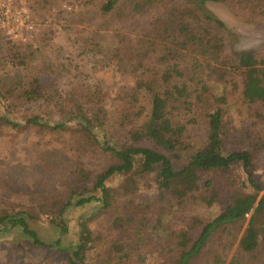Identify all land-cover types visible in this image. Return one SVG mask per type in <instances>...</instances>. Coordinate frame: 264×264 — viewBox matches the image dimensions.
Masks as SVG:
<instances>
[{"label":"rangeland","instance_id":"374dc122","mask_svg":"<svg viewBox=\"0 0 264 264\" xmlns=\"http://www.w3.org/2000/svg\"><path fill=\"white\" fill-rule=\"evenodd\" d=\"M104 1L18 0L31 29L22 27L13 39L0 30V78L11 76L9 87L22 83L12 91L11 101L0 105V215L22 211L41 240L59 238L62 246L71 247L80 216L88 218L94 212L88 222L93 242L85 253L87 262L173 264L179 250L198 232L199 222L214 216L229 192L237 186L243 192L253 191L239 164L228 171L198 172L200 182L211 183L210 192L200 184L176 198L169 189L158 188L149 174L138 179L135 191L124 193L120 190L122 176L114 175L105 182L111 192L107 206L97 208L95 202L60 209L66 200L73 202L78 193L91 189L95 174L116 162L100 143L127 142L128 130L148 109L140 83L174 63L183 75L172 77L168 84L185 81L191 106L186 109L178 99H168L170 118L182 126L180 140L188 146L178 157L169 155L173 168L185 165L189 150L205 142L207 114L220 109V128L234 129L257 144L250 171L253 181L264 188V100L242 97V81L230 56L234 51L253 54L257 74L264 82V2H204L226 26L224 31L211 28L223 38L222 57L221 63L204 65L201 77H192L190 71L196 73L197 68L186 54L175 53L166 33H161L168 15L183 10L186 4L179 0L151 5L144 0H115L104 12L100 8ZM23 85L35 89L32 100L18 97ZM78 107L98 121L93 136L80 132L74 120L61 129H41L25 122L37 115L53 124L73 118ZM262 195L257 192L241 220L213 232L188 264H227L231 258L238 264H264V208L256 209ZM60 218L65 233L53 225ZM250 219L262 229L254 258L237 247ZM0 264L68 262L66 252L34 245L18 226L1 223Z\"/></svg>","mask_w":264,"mask_h":264},{"label":"trees","instance_id":"16d2710c","mask_svg":"<svg viewBox=\"0 0 264 264\" xmlns=\"http://www.w3.org/2000/svg\"><path fill=\"white\" fill-rule=\"evenodd\" d=\"M154 1L159 0H144L143 3L151 5ZM179 1L186 4V7L168 15L166 27H163L164 30L161 33H166V40L171 43L175 53L186 54L192 66L197 68V74L190 71L191 76L201 77L204 65L221 63L220 51L223 49V38L217 33H212L211 28L224 31L226 26L222 20L204 7V2L210 0ZM238 1L257 3V0ZM259 1L264 2V0ZM114 4L115 0H105L100 8L107 12ZM169 52L172 53L170 50ZM230 56L233 62L232 66L242 81V97L246 101L264 100V82L257 74L258 61L253 54L234 51L230 52ZM179 68L178 63L171 64L158 76L148 78L140 83L148 104L145 117L130 127L127 142L124 144L116 145L104 141L100 143L101 148L109 152L116 162L95 174L91 189L78 193L73 202L66 200L60 211L66 206L83 207L95 202L98 203L97 208L107 206L111 192L105 182L114 175L122 176L120 190L124 193L135 191L138 187V179L152 174L153 182L158 188L169 189L176 198H181L200 184L209 192L212 189L209 180L200 182L198 172L205 170L228 171L231 166L239 164L245 174L246 184L253 191L243 192L237 186L236 189L229 192L223 207L214 216L207 221L199 222L198 232L188 245H184L179 250L173 262V264H188L193 257L199 254L213 232L218 229L226 230L227 226L244 217L255 202L258 191H262L263 195L259 198L256 209L264 208V188L253 181L250 171L252 159L258 151L257 144L241 137L234 129L220 128V109H214L207 114L208 132L205 142L201 146L189 150L185 165L179 169L173 168L169 155L178 157L179 151H185L188 146L180 140L182 126L173 124L170 118L167 108L168 99H178L182 107L186 109L191 106L189 100L191 93L185 81L168 84L172 77L181 78L183 73ZM11 78V76L0 78V105L9 103L14 88L19 89L18 85H22V83H16L9 87L7 80ZM196 79L198 80V78ZM161 85L164 86L162 90L160 89ZM34 93L35 89L32 86L23 85L17 95L25 100H32ZM221 99L222 97H220ZM77 110L73 118H64L53 124L41 120L37 115L26 118L25 122L32 127L41 129H61L68 121L74 120V124L80 132L87 136H93L98 121L93 115L87 116L80 107ZM1 118L5 122L13 123L8 118ZM94 191H97V194H93ZM212 198L213 196H210L208 201ZM92 213L87 216L88 218L80 216L77 222L76 242L71 247L62 246L59 238L51 242L41 240L37 233L29 227L26 215L22 211L11 215L1 214L0 224L7 223L10 226H18L20 232L34 245L53 247L66 252L68 264H91L86 261L85 253L92 247L93 242L92 231L88 226ZM53 225L59 228L60 233L67 231L62 218L53 221ZM261 234L262 229L255 227L250 219L237 242L239 251L254 258L253 253L259 246ZM227 264L238 263L231 258Z\"/></svg>","mask_w":264,"mask_h":264},{"label":"built area","instance_id":"2783aa9c","mask_svg":"<svg viewBox=\"0 0 264 264\" xmlns=\"http://www.w3.org/2000/svg\"><path fill=\"white\" fill-rule=\"evenodd\" d=\"M17 1L0 0V30L9 39L18 37L22 27H32L22 5Z\"/></svg>","mask_w":264,"mask_h":264}]
</instances>
